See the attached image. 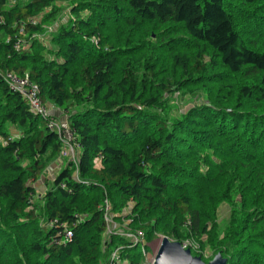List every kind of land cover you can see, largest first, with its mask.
Segmentation results:
<instances>
[{
	"label": "trees",
	"instance_id": "16d2710c",
	"mask_svg": "<svg viewBox=\"0 0 264 264\" xmlns=\"http://www.w3.org/2000/svg\"><path fill=\"white\" fill-rule=\"evenodd\" d=\"M6 73L74 133L77 161L52 181L62 144ZM105 203L141 242L109 234ZM158 234L264 264V0H0V264H114L116 250L147 264Z\"/></svg>",
	"mask_w": 264,
	"mask_h": 264
},
{
	"label": "rangeland",
	"instance_id": "374dc122",
	"mask_svg": "<svg viewBox=\"0 0 264 264\" xmlns=\"http://www.w3.org/2000/svg\"><path fill=\"white\" fill-rule=\"evenodd\" d=\"M69 2H65L63 4H60L58 5V7H60L61 9V13L60 15L58 16L57 20H56V23L52 26H49V29L51 30H56L57 27L59 26V24H62V23H66L68 21V13H69V6H68ZM63 9V10H62ZM41 18L39 17L38 20H40ZM36 21V20H35ZM48 28V27H47ZM39 41L48 46V43L50 41V38L48 35H44L42 37L39 38ZM164 42V41H163ZM165 48L162 49L164 52H162L160 50V53L161 54H165L168 55V54H172V53H175L177 51H179L181 48H179L178 46L174 45L172 47H169V48H166V45L165 46H162ZM225 84H230L232 83V79H226L224 81ZM216 87V86H214ZM204 96L202 95L201 92H198V93H176L173 95L171 101H170V104L171 106H169L168 108L171 110H173V114H176L177 111H181V110H186L188 107H191L192 105H199L202 101H204ZM50 111L52 112V116L57 119L60 123L62 124H66L65 123V115L62 111H59V113L61 112L62 115H54L56 111L58 110H53L51 107H50ZM64 117V121L63 119H60L61 117ZM63 166H65V162H63L61 159H59V157L53 162L52 165H49L42 177H46L47 180L49 181H52L54 178H55V174L56 172L58 171V169H61ZM43 181L44 179L41 178L40 181H38V183H36L34 186H35V190L37 191V193H43L45 192V188L44 186H46L45 184H43ZM51 186V184L49 185ZM228 214H229V208L225 205L221 206V209L218 211V219L222 222L223 220H226L227 217H228ZM224 223V222H223ZM126 223L125 222H121V224H117L116 223V231L117 232H120L122 235L125 234L126 231H129L128 228L125 227ZM163 236L162 235H157L155 236V238L148 242V244L146 245L147 246V252L143 253L144 256H146L145 258V261L147 264H153L154 263V258H155V255L158 251V248H159V245H160V242L162 240ZM171 242H177L175 241L173 238H168ZM183 244L186 245V248L183 246ZM182 244V247L184 249H189L191 254L195 255L193 257H197L198 255H200V258H202V261L203 262H206V263H209L210 261H212V259L215 257V251L209 247H206L204 246L203 249L200 248V246L194 242L193 240H185L184 243ZM142 251V248H139L137 250V252H140Z\"/></svg>",
	"mask_w": 264,
	"mask_h": 264
},
{
	"label": "built area",
	"instance_id": "2783aa9c",
	"mask_svg": "<svg viewBox=\"0 0 264 264\" xmlns=\"http://www.w3.org/2000/svg\"><path fill=\"white\" fill-rule=\"evenodd\" d=\"M32 22L36 23V21ZM14 49L18 50L19 45L15 44ZM4 81L10 90L19 94L22 99L27 102L29 109L32 113L48 120V129L58 135L60 143L62 144L59 159H61L62 161L67 159L72 163H76L77 155L74 133L66 124H62L57 119H55L51 114L52 112L50 111V108L46 107L41 102L38 87L34 83L29 81L27 77H18L12 73H6L4 76ZM104 211L109 234H111L112 232L118 233L116 231V224H114L109 219L108 214L110 212V207L107 203H105ZM120 235L122 234L120 233ZM122 236L128 238L135 244L141 242L143 239V234L140 231H137L135 233L131 231H126L125 234ZM70 237L71 232L65 231V234H63L62 239L67 242L69 241ZM183 246L186 248L185 244H183ZM111 258L114 264H119V250L114 251L111 255Z\"/></svg>",
	"mask_w": 264,
	"mask_h": 264
},
{
	"label": "water",
	"instance_id": "95a60500",
	"mask_svg": "<svg viewBox=\"0 0 264 264\" xmlns=\"http://www.w3.org/2000/svg\"><path fill=\"white\" fill-rule=\"evenodd\" d=\"M153 264H226V259L218 253L209 263L200 257H193L189 249H184L178 242L162 238Z\"/></svg>",
	"mask_w": 264,
	"mask_h": 264
},
{
	"label": "crops",
	"instance_id": "0c3cea01",
	"mask_svg": "<svg viewBox=\"0 0 264 264\" xmlns=\"http://www.w3.org/2000/svg\"><path fill=\"white\" fill-rule=\"evenodd\" d=\"M53 110H55V108H53V107H51ZM55 113V115H62V113L60 112L59 113V111H56V112H54ZM63 116V115H62ZM61 117V116H60ZM60 119H63V117H61Z\"/></svg>",
	"mask_w": 264,
	"mask_h": 264
}]
</instances>
